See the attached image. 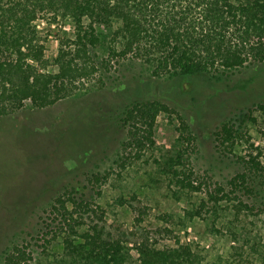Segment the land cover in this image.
I'll return each mask as SVG.
<instances>
[{
    "label": "rangeland",
    "instance_id": "374dc122",
    "mask_svg": "<svg viewBox=\"0 0 264 264\" xmlns=\"http://www.w3.org/2000/svg\"><path fill=\"white\" fill-rule=\"evenodd\" d=\"M36 23L49 59L64 23L57 28ZM97 31L100 44L92 53L105 60L104 67L98 65L65 99L45 108L26 104L0 117V264H6L14 246L26 245L32 259L22 264L61 261V245L58 239L47 244L43 225L53 200L68 185L87 187L96 213L84 223L104 224L109 236L130 247L148 235L160 248L188 242L201 264H264V212L205 201L206 190L241 170L240 155L260 151L264 165V64L149 77L136 61L111 59L107 29L98 26ZM135 99H158L174 112L171 119L156 117L154 148L126 161L128 133L121 116ZM225 122L242 134L229 152L216 136ZM184 125L187 140L180 138ZM182 151L200 191L178 188L168 174ZM130 253L137 257L133 249Z\"/></svg>",
    "mask_w": 264,
    "mask_h": 264
},
{
    "label": "trees",
    "instance_id": "16d2710c",
    "mask_svg": "<svg viewBox=\"0 0 264 264\" xmlns=\"http://www.w3.org/2000/svg\"><path fill=\"white\" fill-rule=\"evenodd\" d=\"M38 20L53 28L64 23L57 33V52L49 59ZM98 26L108 31L105 48L111 59L136 61L147 68L149 77L195 76L264 64V0H0V117L26 104L48 107L71 96L80 82L98 71L105 62L92 53L100 44ZM48 66L51 69L43 71ZM173 112L158 99H135L124 108L126 161L138 160L154 148L156 117L171 119ZM185 133L184 125L181 140L189 139ZM216 136L229 152L242 134L225 122ZM183 153H178L168 174L178 188L200 191ZM260 155L257 151L237 157L241 170L225 184L206 190L205 201L234 203L247 213L264 212ZM87 194L86 186H65L48 209L43 229L49 237L44 238L47 244L58 239L62 248L56 264H201L188 242L160 248L147 235L130 247L109 236L104 224L94 219L84 223L86 216L96 213ZM26 247L14 246L5 263L31 260Z\"/></svg>",
    "mask_w": 264,
    "mask_h": 264
}]
</instances>
